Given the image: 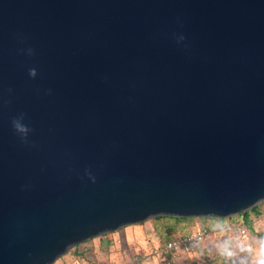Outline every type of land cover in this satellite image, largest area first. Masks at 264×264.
<instances>
[{"label":"water","instance_id":"obj_1","mask_svg":"<svg viewBox=\"0 0 264 264\" xmlns=\"http://www.w3.org/2000/svg\"><path fill=\"white\" fill-rule=\"evenodd\" d=\"M263 201L264 0H0V264Z\"/></svg>","mask_w":264,"mask_h":264},{"label":"rangeland","instance_id":"obj_2","mask_svg":"<svg viewBox=\"0 0 264 264\" xmlns=\"http://www.w3.org/2000/svg\"><path fill=\"white\" fill-rule=\"evenodd\" d=\"M257 206L258 212L251 211L252 209L249 210L251 223L248 227L247 235L242 240L233 242L227 239L222 246H219L217 250L219 253L210 261L192 260L190 263L185 264H262L264 262V201ZM168 218L173 220L171 217ZM236 221L244 222L241 214L235 216V219L194 218L181 220L178 225L173 226L166 222L165 219L154 218L123 228L126 232L125 234H123L124 232L122 233L123 236L121 235L124 242L122 245H116L113 241L108 247V252L114 258L121 259L124 249L126 252L129 251V243L137 245L138 251H149L157 244L165 241L170 227L174 229V234H191L200 227H208L210 229L224 228L229 223ZM113 237V240H116L119 235ZM152 264H156V262L153 261Z\"/></svg>","mask_w":264,"mask_h":264},{"label":"built area","instance_id":"obj_3","mask_svg":"<svg viewBox=\"0 0 264 264\" xmlns=\"http://www.w3.org/2000/svg\"><path fill=\"white\" fill-rule=\"evenodd\" d=\"M248 231V226L241 221L229 223L224 228L210 229L200 227L191 234H180L168 242H162L151 250H137V245L129 246V251H123L121 259H110L102 264H185L192 260L208 261V245L213 244L218 250L229 237L230 240H242ZM81 264V263H73ZM94 264V263H87Z\"/></svg>","mask_w":264,"mask_h":264},{"label":"crops","instance_id":"obj_4","mask_svg":"<svg viewBox=\"0 0 264 264\" xmlns=\"http://www.w3.org/2000/svg\"><path fill=\"white\" fill-rule=\"evenodd\" d=\"M122 233H126L125 229L121 231H114L109 234L95 237L86 242H83L71 249L69 253L59 259L56 264H73L76 262L81 264H102L103 262L108 261L110 259H117L114 258V256H111V254H109L108 247H110L113 241L114 243H116V245H122V243L124 242ZM116 235H119L118 239L113 240V236ZM128 245L130 246L133 244L129 243ZM124 251L126 250L124 249Z\"/></svg>","mask_w":264,"mask_h":264},{"label":"trees","instance_id":"obj_5","mask_svg":"<svg viewBox=\"0 0 264 264\" xmlns=\"http://www.w3.org/2000/svg\"><path fill=\"white\" fill-rule=\"evenodd\" d=\"M251 211H254V212L257 211L258 212L259 211L258 210V206H255L254 208H252ZM241 216L244 219V223L249 227V225L251 223V220H250V211H248V214L246 216H244V214L241 213ZM168 217H171V219H173V220H169ZM194 218H211V219L212 218H215V219L225 220V218H217V217H174V216H161V217H157V219H165V221L168 222L170 225L172 224V226L173 225H178V223L181 220H189V219H194ZM230 219H235V217H232ZM173 230L174 229L172 227L169 228V230H168L169 232H168L167 238L163 242H168V241L172 240L173 238H175L177 235H180V234H174L173 233ZM226 239H229V237H226ZM208 253H209V259H208V261H210V260H212V258H214V256L216 254L219 253V251H217L216 247L213 244H210V245H208Z\"/></svg>","mask_w":264,"mask_h":264},{"label":"clouds","instance_id":"obj_6","mask_svg":"<svg viewBox=\"0 0 264 264\" xmlns=\"http://www.w3.org/2000/svg\"><path fill=\"white\" fill-rule=\"evenodd\" d=\"M31 75L35 76L36 75V70L32 69L31 70ZM14 127L17 130V132L19 134H21L23 137L27 138L30 129L28 128V126L26 124L23 123V119L22 118H17L13 121ZM262 264H264V262H262Z\"/></svg>","mask_w":264,"mask_h":264}]
</instances>
